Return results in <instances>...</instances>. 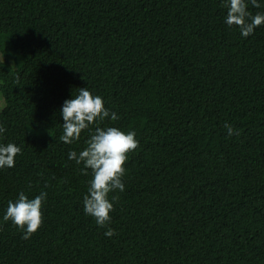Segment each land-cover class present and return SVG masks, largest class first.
Masks as SVG:
<instances>
[{"label":"trees","instance_id":"1","mask_svg":"<svg viewBox=\"0 0 264 264\" xmlns=\"http://www.w3.org/2000/svg\"><path fill=\"white\" fill-rule=\"evenodd\" d=\"M225 13L221 0H0V142L21 149L0 169V217L19 191L48 193L28 239L0 222V264H264V24L244 38ZM81 87L117 114L101 126L139 141L106 227L68 159L87 132L59 139Z\"/></svg>","mask_w":264,"mask_h":264},{"label":"clouds","instance_id":"2","mask_svg":"<svg viewBox=\"0 0 264 264\" xmlns=\"http://www.w3.org/2000/svg\"><path fill=\"white\" fill-rule=\"evenodd\" d=\"M252 8H264V0H221V6L226 10L224 23L235 26L244 38L252 35L255 29L264 24V11L253 14ZM62 118V135L60 141L71 145L81 139L82 132H87L84 147L79 150H69L68 159L77 165H82L80 172L90 175L87 192L83 196V211L94 219L99 227H106L111 221L110 213L114 210L116 197L109 199V194L115 191L123 192L125 184V163L128 153L134 151L139 144L135 130L124 131L116 126H101V121L110 118L116 121L118 116L105 107L102 96L93 94L88 87L78 88V91L66 99L60 107ZM224 127L229 136L239 135L233 126L225 122ZM6 129L0 125V137ZM21 149L14 142H0V169L15 166V158ZM48 193L41 191L29 198L23 190L19 191L14 200H9L0 222H11L17 226L24 239H28L42 224V207ZM105 236L114 235L110 227Z\"/></svg>","mask_w":264,"mask_h":264},{"label":"rangeland","instance_id":"3","mask_svg":"<svg viewBox=\"0 0 264 264\" xmlns=\"http://www.w3.org/2000/svg\"><path fill=\"white\" fill-rule=\"evenodd\" d=\"M1 57L4 58V54L0 51ZM18 57V54H14L12 52H10L9 55V61L11 62V64L14 66L15 69H18L22 63V58L18 57L17 59V63L14 61V59ZM6 105V101L5 98L3 96V93L0 90V110H2Z\"/></svg>","mask_w":264,"mask_h":264}]
</instances>
